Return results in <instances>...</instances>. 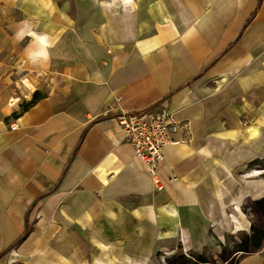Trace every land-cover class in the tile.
<instances>
[{"label":"crops","instance_id":"1","mask_svg":"<svg viewBox=\"0 0 264 264\" xmlns=\"http://www.w3.org/2000/svg\"><path fill=\"white\" fill-rule=\"evenodd\" d=\"M59 1L0 0V264H155L181 246L226 264L220 242L254 225L241 205L264 198V0H160L145 22L163 34L128 0ZM157 104L188 127L153 175L115 110ZM225 256L264 264V238Z\"/></svg>","mask_w":264,"mask_h":264},{"label":"built area","instance_id":"2","mask_svg":"<svg viewBox=\"0 0 264 264\" xmlns=\"http://www.w3.org/2000/svg\"><path fill=\"white\" fill-rule=\"evenodd\" d=\"M115 113L123 141L133 147L134 156L153 175L164 163L165 145L176 143L171 134L187 127L165 104L136 111L117 108Z\"/></svg>","mask_w":264,"mask_h":264},{"label":"rangeland","instance_id":"3","mask_svg":"<svg viewBox=\"0 0 264 264\" xmlns=\"http://www.w3.org/2000/svg\"><path fill=\"white\" fill-rule=\"evenodd\" d=\"M74 1L75 0H60L59 2H60V5L64 4L68 7L67 11L71 15L73 12ZM101 1L102 2H114V5H118V2L120 0H88V11L89 12L93 11V14H95L94 12L101 10L100 9ZM121 1H125V0H121ZM128 1L130 3H133L134 5L131 11L138 13L140 17L137 21V24L141 31L147 32L150 30L157 29L159 34L169 32L167 28V24H164L165 22L163 20L158 19V21L154 23L156 27L149 26L145 22L146 14H148V11H150L151 6L155 3H158L160 0H128ZM257 162H259L258 164L263 167L256 168L257 171L255 173L257 175H264V156L261 157L260 159L258 158ZM240 209L250 219V221L254 223L255 227L264 228V206L261 209H259L257 205L253 203V201L252 202L244 201ZM242 234H243L242 232H239L237 236L236 235L232 236L230 241H228V239H225L223 242H220L221 253H223V255H228L232 253L233 255L242 254L243 251L241 249L236 248V246L241 245L240 236ZM213 242H215V244L218 243V241L214 239H213ZM212 250H215V249L212 248L211 250H209V248H206L203 250V255L205 256L206 260L212 261V263L214 264L221 263V260H222L221 257L220 259L215 257L212 253L213 252ZM193 253H196V252L192 251L191 249H185L182 246L176 247L175 251H173L170 254H167L163 252V250H160L154 254L155 264H190V262L194 261ZM217 253L218 252H216L215 254ZM180 255H182L183 257H181ZM210 263H206V264H210Z\"/></svg>","mask_w":264,"mask_h":264},{"label":"trees","instance_id":"4","mask_svg":"<svg viewBox=\"0 0 264 264\" xmlns=\"http://www.w3.org/2000/svg\"><path fill=\"white\" fill-rule=\"evenodd\" d=\"M259 4V2H258ZM258 6V5H257ZM232 43H230L223 51H221L214 59H212V61L206 66L204 67L199 74H201L205 68H207L209 65H211L212 63H214L230 46ZM189 82V81H188ZM35 95V94H34ZM34 95L32 96L31 100L24 102V106L23 109H26L29 105H31L35 99ZM253 203L255 205H257V207L259 209H261L264 206V199H258L253 201ZM264 238V228H259V227H255L254 225H251V234H243L241 236V244L243 245V248H241V250L243 252H250L253 251L255 249H257L261 243L262 240ZM4 251L0 252V256L3 254ZM193 262H190V264H206V263H210V264H214L212 263V261H208L206 260L205 256L201 253H193ZM181 257H183L182 255H180ZM222 257H225L224 259L226 260V264H235L236 260L233 259V257L228 258L225 255H223V253H221Z\"/></svg>","mask_w":264,"mask_h":264},{"label":"clouds","instance_id":"5","mask_svg":"<svg viewBox=\"0 0 264 264\" xmlns=\"http://www.w3.org/2000/svg\"><path fill=\"white\" fill-rule=\"evenodd\" d=\"M31 35V33H29ZM39 42L41 45L44 44V38H40ZM28 59L31 60L33 63H36L39 59H47V53L44 51H39V52H28Z\"/></svg>","mask_w":264,"mask_h":264},{"label":"bare ground","instance_id":"6","mask_svg":"<svg viewBox=\"0 0 264 264\" xmlns=\"http://www.w3.org/2000/svg\"><path fill=\"white\" fill-rule=\"evenodd\" d=\"M252 171V170H251ZM255 171H257V170H255Z\"/></svg>","mask_w":264,"mask_h":264}]
</instances>
